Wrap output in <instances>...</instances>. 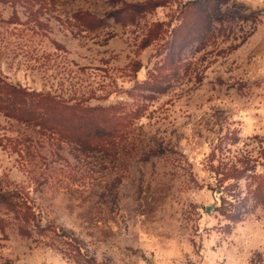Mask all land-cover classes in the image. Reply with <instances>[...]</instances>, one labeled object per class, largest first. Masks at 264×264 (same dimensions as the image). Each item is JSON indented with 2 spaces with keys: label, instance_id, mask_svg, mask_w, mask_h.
Returning <instances> with one entry per match:
<instances>
[{
  "label": "rangeland",
  "instance_id": "1",
  "mask_svg": "<svg viewBox=\"0 0 264 264\" xmlns=\"http://www.w3.org/2000/svg\"><path fill=\"white\" fill-rule=\"evenodd\" d=\"M195 1L0 0L1 77L130 116L115 156L0 115V190L32 214L0 204V264H264V206L230 223L217 173L244 159L264 171V0H228L257 22L214 23L173 53ZM150 2L162 5L134 13ZM155 70L161 92L139 95ZM249 182L230 183L245 194Z\"/></svg>",
  "mask_w": 264,
  "mask_h": 264
},
{
  "label": "trees",
  "instance_id": "2",
  "mask_svg": "<svg viewBox=\"0 0 264 264\" xmlns=\"http://www.w3.org/2000/svg\"><path fill=\"white\" fill-rule=\"evenodd\" d=\"M161 5L150 2L133 7V11L140 15L144 12H152ZM190 5L196 6L191 14L189 13ZM227 5L228 0H197L186 5L182 11L185 18L179 30L186 29V34L178 43H171L173 53L177 47H179L178 53H183L196 40L200 44L204 43L209 38L214 23L222 26L225 22L234 19L257 22L254 14L231 10ZM223 6L226 8L222 9ZM196 13H199V19L197 17L195 20H190ZM129 18L132 20L134 16H129ZM179 33L176 34L179 35ZM159 78L161 77H159L158 70H155L151 78L153 82L143 84L140 88L135 87V91L139 92V95L140 92H161ZM0 115L25 125L41 137L49 139L58 148H61V144L75 146L79 153L86 155L95 152L105 154L106 149L110 147L115 156L126 139L129 127L128 117H130L123 108L89 106L82 99L65 100L50 93L29 90L21 85L10 83L1 76ZM30 140H19L17 146L24 144L28 149ZM0 145H2L1 141ZM217 173L221 177L219 185L223 187L227 183L223 189L228 191V194L221 198L219 210L230 223L241 222L244 216L250 212L249 205L251 203L264 206V171L256 173L255 166L250 165L248 159L242 161V168L225 165L217 169ZM244 176L250 182L247 185L246 193L242 194L238 191L239 187L236 183L230 182H238ZM12 198H14L13 194L0 190V204L21 213L20 217L27 221L32 216L29 208L24 205V201H21L19 205ZM23 233L27 236L30 235L29 231H23ZM60 237L69 238L67 233H61ZM65 244L71 247V249H67L69 255L74 258L83 257L80 248Z\"/></svg>",
  "mask_w": 264,
  "mask_h": 264
}]
</instances>
